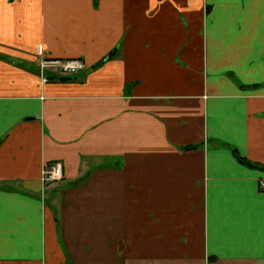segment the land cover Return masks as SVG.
Returning <instances> with one entry per match:
<instances>
[{
	"label": "crops",
	"instance_id": "1",
	"mask_svg": "<svg viewBox=\"0 0 264 264\" xmlns=\"http://www.w3.org/2000/svg\"><path fill=\"white\" fill-rule=\"evenodd\" d=\"M229 146L264 167V0H0V264H264Z\"/></svg>",
	"mask_w": 264,
	"mask_h": 264
},
{
	"label": "built area",
	"instance_id": "2",
	"mask_svg": "<svg viewBox=\"0 0 264 264\" xmlns=\"http://www.w3.org/2000/svg\"><path fill=\"white\" fill-rule=\"evenodd\" d=\"M86 64L82 58H54L45 56L38 62V70L42 81L47 80V73L50 71H58L61 74H70L84 70ZM63 179V165L59 161L45 163L42 172L41 180L46 185L59 182ZM264 187V184L261 185Z\"/></svg>",
	"mask_w": 264,
	"mask_h": 264
},
{
	"label": "trees",
	"instance_id": "3",
	"mask_svg": "<svg viewBox=\"0 0 264 264\" xmlns=\"http://www.w3.org/2000/svg\"><path fill=\"white\" fill-rule=\"evenodd\" d=\"M112 56H113V51H110L106 56L102 57L99 61H97L96 63H94L92 65V68H97V67L101 66L105 61L111 59ZM55 78H58L61 81L73 80V78H72L71 75H61V76L59 75V76H55ZM197 146L198 145H188V146H184L183 148L184 149H193V148H196ZM229 148H231L232 153L236 156L237 160L240 163H242V164H244V165H246L248 167H251V168H259V169L264 170V167H260L259 165L255 164V163H252L250 161H247L244 157H241L238 154V152H237V150L235 148L230 147V146H229ZM85 177H86V175L80 176L77 179L76 183L81 182Z\"/></svg>",
	"mask_w": 264,
	"mask_h": 264
},
{
	"label": "rangeland",
	"instance_id": "4",
	"mask_svg": "<svg viewBox=\"0 0 264 264\" xmlns=\"http://www.w3.org/2000/svg\"><path fill=\"white\" fill-rule=\"evenodd\" d=\"M40 62V61H39ZM89 70H87V69H85V70H83L82 71V73H83V75H85L87 72H88ZM79 73V72H78ZM77 72H75V73H70V74H64V75H71V76H74V75H77L78 74ZM61 76V75H63V74H61L60 72H58V71H50V72H48L47 73V77L48 76ZM48 79V78H47ZM57 184V183H56Z\"/></svg>",
	"mask_w": 264,
	"mask_h": 264
},
{
	"label": "water",
	"instance_id": "5",
	"mask_svg": "<svg viewBox=\"0 0 264 264\" xmlns=\"http://www.w3.org/2000/svg\"><path fill=\"white\" fill-rule=\"evenodd\" d=\"M48 79H53V77L52 76H49Z\"/></svg>",
	"mask_w": 264,
	"mask_h": 264
}]
</instances>
